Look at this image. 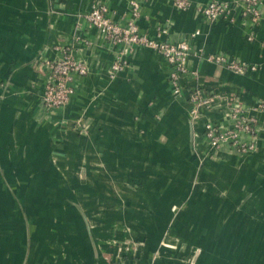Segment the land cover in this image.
Segmentation results:
<instances>
[{"label":"crops","instance_id":"crops-1","mask_svg":"<svg viewBox=\"0 0 264 264\" xmlns=\"http://www.w3.org/2000/svg\"><path fill=\"white\" fill-rule=\"evenodd\" d=\"M99 1L108 6L117 24L131 21L153 38L159 27L167 25L169 34L162 41L189 44V73L182 79L185 96L173 95L171 68L160 54L110 44L90 25L86 15ZM133 1L140 5L138 16ZM191 1L193 8L180 12L173 0H0V169H36L41 176L48 168L58 170L52 174L54 183H60L61 169H72V189L78 197L90 199L93 184L101 186L95 190L101 200L107 198L110 186L116 200L119 194L124 199L141 198L158 183L157 169L167 172L174 159L180 162L176 169H189V93L202 89L214 96L213 110H202L197 119L198 133L204 132L209 120L229 127L226 116L233 96L245 107L264 99V24L253 25L238 12L233 21L209 22L195 12V6L211 0ZM251 33L254 40L249 41ZM68 46L89 74L74 78L75 94L66 107L46 110L40 98L53 64L60 59L59 47ZM214 55L256 65L260 76L239 75L209 61L207 57ZM118 56L128 65L113 78L111 66ZM260 123L264 126V115ZM82 124L87 134L80 133ZM260 147L264 153V140ZM217 154L218 173L229 177L218 179L220 184L235 190L254 176L257 167L247 156L230 146ZM141 183L143 188L134 186ZM82 243L85 250L89 248L85 240ZM7 244L0 241V248L7 249ZM22 258L18 264H24ZM86 258L76 256L72 264H86Z\"/></svg>","mask_w":264,"mask_h":264},{"label":"rangeland","instance_id":"rangeland-1","mask_svg":"<svg viewBox=\"0 0 264 264\" xmlns=\"http://www.w3.org/2000/svg\"><path fill=\"white\" fill-rule=\"evenodd\" d=\"M243 1H226L232 5V16L221 19L232 18L233 21L238 12L243 20L253 25L264 24V0L256 8ZM173 2L180 12L193 8L191 0ZM217 2L211 0L199 4L195 6V12L202 16L203 8ZM168 34V26H161L156 38H150L167 42L162 38ZM248 40H254L252 33ZM119 58L122 56L116 61ZM247 66L256 67L252 73L260 76V67ZM87 70L88 75V67ZM197 90L188 96L192 106L189 169H176L180 162L175 159L167 172L157 169L158 183L137 200L124 199L122 194H119V200L114 199L116 193L112 186L106 193L107 198L97 199L100 193L95 190L101 186L93 184L90 199H80L72 189V169L59 171L60 183H54L52 179V174L55 176L58 170L48 168L41 176L36 169H0V241L8 243L7 249L0 248L1 264H18L21 256V260L25 257L24 264H72V258L76 256L77 259L91 257L86 258V264L93 261L94 264H264V167L261 166L264 153L260 149V142L264 140V126L260 123L264 109L258 108H264V99L245 107L233 96L226 116L229 127H221L212 120L205 122L204 130L211 124L228 131L234 123L232 112L236 108L241 110L235 113L237 117L242 113L244 118H254V134L245 133L240 138L246 149L242 151L225 142L214 147L205 132H195L202 110L210 112L214 108V96L205 92L203 96L207 102H200V106L194 104L192 97ZM173 95L182 98L186 95L185 88L179 94L173 90ZM40 100L43 104L42 96ZM80 128L82 135L88 133L86 125L82 124ZM223 146H230L237 154L247 156L257 167L247 184L236 185L235 190L233 185L228 188L218 181L229 178L225 172L218 173L216 164L219 162L217 152ZM39 171L43 173V170ZM39 180L41 183H36ZM81 186L83 190L84 185ZM134 186L143 188L142 183ZM84 240L90 245L86 250ZM58 243L59 248L56 247ZM61 258L65 261L61 262ZM5 259L12 262L6 263Z\"/></svg>","mask_w":264,"mask_h":264},{"label":"built area","instance_id":"built-area-1","mask_svg":"<svg viewBox=\"0 0 264 264\" xmlns=\"http://www.w3.org/2000/svg\"><path fill=\"white\" fill-rule=\"evenodd\" d=\"M261 2L262 0L243 1L245 5L253 6L254 8L258 7ZM132 5L134 16H138L139 3L133 2ZM231 6L227 2L211 3L202 9L201 15L213 21L224 17L229 18L232 16V11H230ZM86 19L110 44L125 45L128 47L145 46L162 55L171 68L169 81L172 89L176 94L182 92V79L189 73L187 61L190 56V47L187 42H159L145 34L143 35L139 27L131 21L125 26H120L110 18L108 6L100 1L94 4L91 11L86 15ZM199 34L200 32L198 31L193 37ZM59 50L61 53L60 59L52 66L51 75L42 96L45 108L51 111L61 109L70 103L75 92L72 85L74 78L84 77L88 73L86 64L75 59L74 52L70 46L59 47ZM207 58L211 62L225 65L228 69L240 75L256 71V67L254 66L248 67L245 64L230 61L223 55H214ZM127 65V61L119 58L112 67V75L121 72ZM203 92V90L201 91L199 89L194 97H192V101L196 106H200V102L205 103L206 98L203 96ZM258 108L259 110L264 109L263 106H258ZM239 111L241 110L236 108L232 112V115H234V123L228 131H224L221 128L217 129L211 124L205 126L204 132L206 137L214 147H218V144L225 142L233 145L237 150L242 149V151H246L244 148L245 144L241 143L240 138L245 133L254 134L256 121L254 118H244L242 113L237 117L235 113H240ZM195 112L196 108L194 109Z\"/></svg>","mask_w":264,"mask_h":264}]
</instances>
